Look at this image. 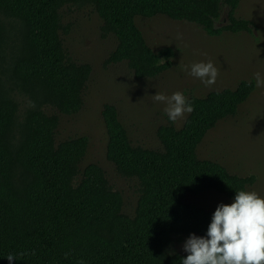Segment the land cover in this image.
<instances>
[{
	"label": "trees",
	"instance_id": "obj_1",
	"mask_svg": "<svg viewBox=\"0 0 264 264\" xmlns=\"http://www.w3.org/2000/svg\"><path fill=\"white\" fill-rule=\"evenodd\" d=\"M238 1L0 0V264H10L9 254L16 257L11 264H182L188 253L176 245L190 234L206 236L215 212L186 195L214 190L235 199L254 182V174L199 158L197 146L219 120L236 114L255 82L189 95L194 110L182 126L168 120L156 129L160 149L133 145L116 107L103 104L106 158L137 181L133 214H126L104 170L79 166L88 137L55 140L59 114L82 108L92 70L63 44L60 33L70 28L63 10L90 7L101 35L116 38L104 63L126 62L137 78H151L171 66L173 50L153 51L137 16L165 15L211 36L252 32L254 23L236 16ZM223 5L227 21L217 25Z\"/></svg>",
	"mask_w": 264,
	"mask_h": 264
},
{
	"label": "rangeland",
	"instance_id": "obj_2",
	"mask_svg": "<svg viewBox=\"0 0 264 264\" xmlns=\"http://www.w3.org/2000/svg\"><path fill=\"white\" fill-rule=\"evenodd\" d=\"M227 10L223 5L217 25L227 21ZM63 12V23L70 24L68 33H60L66 50L74 61L89 63L92 70L82 94V108L75 114H59L55 140L88 137L87 150L79 166L82 169L88 163H96L104 170L109 183L122 194L124 213L133 214L137 181L120 176L106 158L103 104L116 107L118 119L133 145L160 149L156 129L169 119L164 111L166 105L154 101V95L171 96L181 92L185 98L191 94L204 96L211 90L234 88L240 80H253L255 89L239 105L235 115L219 120L205 134L197 146V155L221 163L231 173L254 174V182L246 191H254L264 198V86L257 87L255 78L259 72L264 80V0L238 1L236 16L251 20L252 32L225 31L211 36L193 23L165 15L137 16L135 23L153 51L164 47L173 50L171 66L151 78H137L126 62L104 63L116 45V38L112 34L101 35V20L90 7L64 8ZM200 62H212L218 69L213 85L206 86L190 74L191 65ZM186 116L172 122L173 125L181 127ZM185 200L216 210L219 204L230 205L235 199L206 190L197 195L187 194ZM188 237L176 245L178 251L185 252L183 244Z\"/></svg>",
	"mask_w": 264,
	"mask_h": 264
},
{
	"label": "clouds",
	"instance_id": "obj_3",
	"mask_svg": "<svg viewBox=\"0 0 264 264\" xmlns=\"http://www.w3.org/2000/svg\"><path fill=\"white\" fill-rule=\"evenodd\" d=\"M190 74L211 86L218 69L212 62H200L191 65ZM255 78L257 87L264 86L259 72ZM153 99L166 105L164 111L173 123L194 110L181 92L171 96L157 93ZM183 249L188 255L182 264H264V198L254 191H236L233 203L217 206L207 235L190 234ZM6 258L10 264L16 260L12 254Z\"/></svg>",
	"mask_w": 264,
	"mask_h": 264
}]
</instances>
